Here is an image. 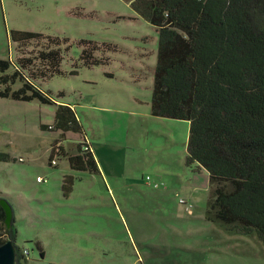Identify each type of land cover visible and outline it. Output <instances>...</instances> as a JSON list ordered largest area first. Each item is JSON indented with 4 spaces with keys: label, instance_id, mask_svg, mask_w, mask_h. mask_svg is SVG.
I'll use <instances>...</instances> for the list:
<instances>
[{
    "label": "rangeland",
    "instance_id": "1",
    "mask_svg": "<svg viewBox=\"0 0 264 264\" xmlns=\"http://www.w3.org/2000/svg\"><path fill=\"white\" fill-rule=\"evenodd\" d=\"M11 29L68 38L73 61L79 39L111 45L106 64L41 84L74 104L96 173L62 155L82 135L40 127L52 124L54 105L0 97V199L16 246L29 251L21 264H264L255 235L203 219L207 172L185 164L188 121L150 114L157 35L129 1L0 0V59L13 56ZM153 179L164 186H147Z\"/></svg>",
    "mask_w": 264,
    "mask_h": 264
},
{
    "label": "trees",
    "instance_id": "2",
    "mask_svg": "<svg viewBox=\"0 0 264 264\" xmlns=\"http://www.w3.org/2000/svg\"><path fill=\"white\" fill-rule=\"evenodd\" d=\"M127 1L157 35L150 114L188 121L185 164L207 172L204 218L264 245V0ZM7 38L13 56L0 59V97L52 104V124L40 127L60 139L83 135L74 109L41 84L75 75L79 65L106 64L111 45L79 39L73 61L64 36L11 29ZM62 155L71 169L99 171L84 137L75 154ZM62 188L69 192L71 182ZM4 218L0 206V244L11 240L21 264L13 215L8 227Z\"/></svg>",
    "mask_w": 264,
    "mask_h": 264
},
{
    "label": "water",
    "instance_id": "3",
    "mask_svg": "<svg viewBox=\"0 0 264 264\" xmlns=\"http://www.w3.org/2000/svg\"><path fill=\"white\" fill-rule=\"evenodd\" d=\"M0 206L4 211V221L8 227L13 215L12 208L3 198L0 199ZM0 264H15V248L9 239L0 244Z\"/></svg>",
    "mask_w": 264,
    "mask_h": 264
},
{
    "label": "crops",
    "instance_id": "4",
    "mask_svg": "<svg viewBox=\"0 0 264 264\" xmlns=\"http://www.w3.org/2000/svg\"><path fill=\"white\" fill-rule=\"evenodd\" d=\"M107 74L109 75V73H107ZM56 102L58 103V100H56ZM59 102H61V103H67V102H63V101H59ZM67 104H69L70 107H72V108L74 109V104H71V103H67ZM74 111H75V109H74ZM75 113H76V112H75ZM76 116H77V115H76ZM82 137L85 138V141H86L87 145L89 146L90 151L92 152V147H91V145H90V142H89L88 139L86 138L85 134H83V135L81 136V140H80V141H82ZM62 151L66 152V151L63 149V147H62ZM76 152H77V149H76V151H75L74 153H70V154H75ZM66 153H68V152H66ZM67 161H68V160H67ZM68 165H69V163H68ZM38 177H39V176H37L36 179H37ZM152 181H153V182H156V180H154V179H153ZM147 186L154 187V186L149 185V184H147ZM163 186H164V183H163ZM154 188H156V187H154ZM157 188H159V187H157ZM189 205L191 206V209H192V204L189 203ZM186 206H187V205H184V209L186 210L187 213H190L191 210H190V212H188ZM203 219L206 220V221H209V220H207V219H205V218H203ZM215 223H216V222H215Z\"/></svg>",
    "mask_w": 264,
    "mask_h": 264
},
{
    "label": "built area",
    "instance_id": "5",
    "mask_svg": "<svg viewBox=\"0 0 264 264\" xmlns=\"http://www.w3.org/2000/svg\"><path fill=\"white\" fill-rule=\"evenodd\" d=\"M52 163H54L53 160H52ZM37 179H38V178H37ZM147 180H148V177H147ZM147 184L152 185V186H154V187H157L158 184H162V182H158V181L153 182V181H150V182H147ZM180 203H182V204H184V205L187 204V202H186L185 200H183V199H180ZM186 208H187L188 212H190V210H191V206H190L189 204H187ZM21 254H22L23 256H28V255H29V251H28V249H27V248H23Z\"/></svg>",
    "mask_w": 264,
    "mask_h": 264
}]
</instances>
